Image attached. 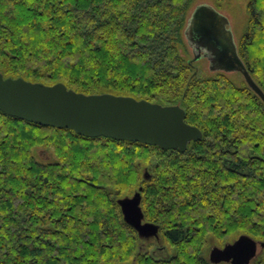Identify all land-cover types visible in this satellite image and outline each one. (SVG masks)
Listing matches in <instances>:
<instances>
[{"label": "trees", "instance_id": "obj_1", "mask_svg": "<svg viewBox=\"0 0 264 264\" xmlns=\"http://www.w3.org/2000/svg\"><path fill=\"white\" fill-rule=\"evenodd\" d=\"M194 2L0 0L5 77L179 104L203 134L163 149L0 109V264H203L209 238L264 241V101L245 79L194 72L181 53ZM248 12L239 54L264 91V0ZM139 187L169 260L123 219L117 199Z\"/></svg>", "mask_w": 264, "mask_h": 264}, {"label": "water", "instance_id": "obj_2", "mask_svg": "<svg viewBox=\"0 0 264 264\" xmlns=\"http://www.w3.org/2000/svg\"><path fill=\"white\" fill-rule=\"evenodd\" d=\"M211 9V10H209ZM210 13L217 21L229 24L226 16L209 5L198 6L188 18L185 34L200 13ZM201 29L212 31V25L198 21ZM227 34L233 37L228 29ZM202 42L197 41V46ZM235 45V44H234ZM236 53V69L247 84L263 99L264 91L254 81L240 55ZM196 59V58H195ZM0 109L10 115L30 122L58 128H68L87 137H110L160 146L163 149L185 151L194 140L203 136L201 130L185 121L186 112L179 105H162L146 99L111 93L85 94L68 88L64 83L47 85L28 81L22 77H5L0 73ZM145 179H151L146 171ZM142 189L132 195L117 199L124 221L140 239L160 238V225L145 220L142 208ZM259 241L248 234H241L223 248L211 251L213 262L232 260L233 264H249L257 254ZM264 246V242L260 241Z\"/></svg>", "mask_w": 264, "mask_h": 264}, {"label": "flooded vegetation", "instance_id": "obj_3", "mask_svg": "<svg viewBox=\"0 0 264 264\" xmlns=\"http://www.w3.org/2000/svg\"><path fill=\"white\" fill-rule=\"evenodd\" d=\"M195 10L193 11L192 15L194 14ZM197 18V21L195 23L192 22L191 28L188 30L189 43L194 53V58L189 60L191 67L196 68V62L207 59L212 70L216 69L222 73H241L236 69V62L238 61L235 53V46L239 54V45L238 43H235L236 39L234 36L230 37L227 34L229 24L224 25L220 23L221 25H218L219 22L217 19H215L210 13L206 14V12L200 13ZM199 20H201L202 23L212 25V31L207 32V30L201 29L198 25ZM197 41L202 42L200 46H197ZM239 236L237 238H239ZM237 238L226 242H220L219 240L209 238L199 258L203 264H233L232 260L213 262L211 260V251L217 246L223 248L226 243L233 242ZM257 241H259L257 246V254L252 258L249 264H264V246L261 245V240ZM141 243L143 251L149 252L150 255L157 258L156 260H169L167 259L170 258L167 251L168 249L163 246L161 237L159 239L152 238L149 240H143ZM147 246H152L149 251H146Z\"/></svg>", "mask_w": 264, "mask_h": 264}, {"label": "rangeland", "instance_id": "obj_4", "mask_svg": "<svg viewBox=\"0 0 264 264\" xmlns=\"http://www.w3.org/2000/svg\"><path fill=\"white\" fill-rule=\"evenodd\" d=\"M250 0H195L194 5L189 13V18L191 17L193 11L201 5H209L214 8L215 11L219 12L220 14L226 16L229 20V30L231 31L232 35L236 39L235 43H238L240 46V42L242 39L243 34L245 33V30L248 25L249 21V12H248V4ZM181 53L185 56L186 60H190L194 58V53L192 51L191 45L189 43V39L187 35L184 36V43L181 46ZM196 54V53H195ZM196 68L195 73L199 72L202 76H212L219 72L218 70L214 69L212 70L210 68L209 62L207 59L200 60L195 63ZM193 69V68H192ZM193 69V70H194ZM225 73V72H223ZM226 75H228L230 78H232L237 84H241L244 81V77L239 72H226ZM41 158L38 155L37 158L39 160L45 161L47 159H56V157L52 154V152H49L50 156H47L45 152L41 151ZM237 236H228L225 239L219 240L220 242L223 241H232L233 239L237 238ZM152 246H147L146 251H149V249ZM170 253H172V248H169ZM125 264H133L132 262L125 263Z\"/></svg>", "mask_w": 264, "mask_h": 264}]
</instances>
